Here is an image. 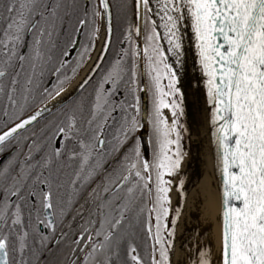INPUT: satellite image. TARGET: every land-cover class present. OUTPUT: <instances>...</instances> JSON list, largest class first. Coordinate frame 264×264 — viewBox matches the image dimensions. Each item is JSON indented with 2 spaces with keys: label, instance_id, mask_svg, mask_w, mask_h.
I'll list each match as a JSON object with an SVG mask.
<instances>
[{
  "label": "snow or ice",
  "instance_id": "6c2138e0",
  "mask_svg": "<svg viewBox=\"0 0 264 264\" xmlns=\"http://www.w3.org/2000/svg\"><path fill=\"white\" fill-rule=\"evenodd\" d=\"M100 2L109 20V39L78 85L82 90L90 82V73L99 74L87 115L81 100L64 111L58 122L48 121L39 132L23 136L49 111L45 106L26 114L53 62V37L68 6L61 0H0V111L7 118L6 130L0 131V152L16 145L15 155L0 169V264H171L180 209L169 227L173 181L165 177L178 172L184 153L179 122L183 94L169 54L175 64L181 63L182 26L187 22L206 78L212 137L223 180L220 264H264V0H135L136 15L142 21L134 26L135 34L143 36V47L133 41L129 25L128 47L103 67L111 42V15L107 0ZM86 23L79 20L81 26ZM68 43L75 41L70 38ZM93 47L90 39L73 74L91 59ZM67 54L65 49L63 55ZM66 63L61 60L52 69L57 83L51 90L43 89L41 102L65 91L69 77L60 78V74ZM141 66L148 79L144 89L139 83ZM120 84L130 102L113 101ZM141 90L149 93L151 105L147 112L151 161L133 135L144 126L137 119ZM117 112L121 113L118 124ZM110 122L117 127L106 139ZM129 140L133 146L125 150ZM153 184L146 228L152 245L146 261L134 244L128 242L123 251L122 244L134 221L139 223L145 211L139 202L152 195ZM81 198L78 214L83 220L84 206L90 205L88 218L80 224L78 238L69 239L66 249H60L68 232L61 229L57 237V222L63 223ZM199 256V264H212L210 250H202Z\"/></svg>",
  "mask_w": 264,
  "mask_h": 264
},
{
  "label": "flooded vegetation",
  "instance_id": "af4514ba",
  "mask_svg": "<svg viewBox=\"0 0 264 264\" xmlns=\"http://www.w3.org/2000/svg\"><path fill=\"white\" fill-rule=\"evenodd\" d=\"M61 2L68 7L66 8L67 15L64 16L63 22L59 25L58 31L56 34H54V42L56 44V47L53 49L52 55H53V62L48 65V70L45 71L44 76L40 80V87L37 89V98L34 103L31 104L30 107L26 108V114H31L36 110V108H42L44 106H50L54 103H57L58 100L57 97L53 95L51 99L42 100V94L43 89L48 88L49 90L52 89V86L57 83V75L52 69L54 67H59L60 61H67L64 68L61 70L60 78H63V76L69 77L68 82L64 85L65 89L68 88L72 83H74L77 78L80 76L83 69L88 65L91 59H86V62L81 65V67L76 69L75 74H73L72 69L76 67V62L79 58V54L81 53L83 47L85 45L89 44V41H87L86 36L91 35L94 29L97 28L98 22L100 21L101 29L103 28V14H102V5L100 3V0H61ZM107 3L109 5L110 14H111V25H112V0H107ZM99 12L100 15L94 16L93 12ZM87 13V15H85ZM85 19L87 20V23L83 26L79 25V20ZM112 27V26H111ZM92 36L90 39L92 40ZM72 39L75 41L74 44H69V39ZM111 47V49H110ZM115 47V50H113ZM121 48H125V44H112L110 42V45L108 47L107 55L110 56V61H112V58L114 55H117V53L120 52ZM67 50L68 54L63 55L64 50ZM98 49V46H96L95 51ZM113 50V51H112ZM25 52H27V49H24ZM92 52V49L90 51V54ZM93 56V55H92ZM92 58V57H91ZM105 60V58H104ZM104 62V61H103ZM105 63L103 66H106ZM27 69V66H26ZM99 79V74L95 73L93 77L90 79V82L78 93L70 97L67 101L60 105H56L51 111L44 114L42 118H39L37 122H35L33 125H31L28 129H26L24 132L21 133L23 136L30 135L31 132H39L40 129L48 122V121H59L62 119V113L66 111L68 108L75 106L79 101L83 100L84 102V108H85V115H87L88 106L93 98V90L96 87L97 80ZM148 80L146 79L145 74V85H147ZM140 88L142 89V83H141V76H140ZM106 87H110V85H106ZM142 91V90H141ZM141 91L138 92V95L140 97V109H141ZM147 92V91H146ZM126 92L124 89V85L120 84L118 91L113 96V101L116 103H119L121 101L130 102L131 97H127L126 100ZM3 106V101H0V108ZM150 98L149 93L147 92V112L150 110ZM121 113H116V121L117 124L120 120ZM137 119L141 120V112L139 115H137ZM7 120L6 117L3 116L2 111H0V131L6 130L5 127V121ZM147 121V120H146ZM117 124H113L110 122V126L105 129V137L106 139H110L115 128L117 127ZM11 126V125H9ZM151 132V126L147 122V141L149 147V161L152 160V146L149 143V136ZM135 137H138L141 140V151L145 156V128L143 130L142 128H139L134 134ZM25 144L28 142H24ZM134 141L129 140V142L125 146V150L127 148H131L133 146ZM71 143L69 144V147H71ZM24 151H26V147L21 146ZM16 148L15 143L13 145L9 146L5 149L4 152H0V169L3 168V166L8 163L9 160L12 159V156L15 155L14 149ZM112 161L109 160V164L111 165ZM154 180V177H153ZM98 182V180L96 181ZM96 182L92 184V187L96 186ZM153 186V193L152 195H145L144 199L139 202L140 207H144L145 211L140 214L139 217V223H136L134 221V228L129 230V235L125 238L124 243L122 244V251L124 248H126L128 242H131L134 244V246L139 248V246L136 244L139 242V240L143 239L144 236V230L145 226L147 225L148 220V210L152 208L153 199H154V184ZM43 187V186H40ZM33 201L36 200V197L31 198ZM83 203V198L80 199L79 203L75 204L73 208L68 212L66 215L63 223H60L59 220L57 222V229L55 235L59 237L60 230L64 229L66 232H68V237L61 240L60 243V249H66V245L69 239L72 238H78L76 234L79 232V226L83 222V220H86L88 218V211L90 210V205L84 206V212H83V220L81 216L78 214L79 204ZM35 215V214H34ZM73 216H75V220H73ZM168 218V217H167ZM151 221L153 226L155 225V214H152ZM127 223V222H126ZM68 225H72L71 229L68 228ZM41 231H45L44 226H40ZM93 238L95 239V236L93 235ZM51 247H55L54 244H50ZM83 247V245H81ZM142 249V247L140 246ZM139 248V249H140ZM140 254V250H138ZM61 255L60 250H56V256L59 258ZM52 257H49L51 259Z\"/></svg>",
  "mask_w": 264,
  "mask_h": 264
},
{
  "label": "bare ground",
  "instance_id": "6f19581e",
  "mask_svg": "<svg viewBox=\"0 0 264 264\" xmlns=\"http://www.w3.org/2000/svg\"><path fill=\"white\" fill-rule=\"evenodd\" d=\"M187 28V23L182 26L184 55L181 63L175 64V58L169 54V62L173 63V67L176 69L191 132L188 155L183 162L186 174L185 192L178 203L180 214L176 220L170 262L171 264H199L200 252L210 250L212 264H218L217 193L210 149L205 134L198 78ZM163 43L166 48V41ZM87 68L56 100L59 101L67 97L74 90L85 75Z\"/></svg>",
  "mask_w": 264,
  "mask_h": 264
},
{
  "label": "water",
  "instance_id": "95a60500",
  "mask_svg": "<svg viewBox=\"0 0 264 264\" xmlns=\"http://www.w3.org/2000/svg\"><path fill=\"white\" fill-rule=\"evenodd\" d=\"M134 6H135V0H134ZM102 11H103L102 12V14H103V28H102V32H101V36H100V40H99L98 49L93 54L88 65H86L85 68H87L89 66L87 68L86 73L88 72L89 68L93 67V61H95L97 56L101 53L102 45L109 39V32H108L109 20H108V16L105 15L103 6H102ZM109 12H110V9H109ZM110 23H111V21H110ZM137 23L142 24V21H140L138 19V17H137ZM187 27H188L187 30H188V34H189L188 36H189L190 45H191V52L193 55V63H194V67L196 70V76L198 78L199 93L201 96L202 108H203V113H204L205 134H206L207 143H208L209 149H210L212 169H213V178H214V182H215V186H216V193H217V202H218L217 219H218V225H219L218 264H220V251H221V245H222V232H223V215H222V213H223V205H222L223 180H222V173H221L220 168L218 167V164H217L216 144H215L213 137H212L213 128H212V123H211V106L207 103V89H206L205 83H204L206 78L204 77L202 71L200 70V65L198 63V57L196 55L195 44H194V36H193L192 31H191L190 22H187ZM138 40L140 42V47L142 48V35L138 37ZM110 41H111V33H110ZM140 71L142 73L140 75L141 76L142 89H144L146 85H145V74H143L144 70H143L142 66H141ZM94 74L95 73H90L89 75L92 78ZM84 78H85V75L83 76L82 80L77 84V86L74 88V90L67 97H65L59 101H63V103H64L70 97H72L73 95L78 93L81 90L78 87V85L81 84V82L83 81ZM57 104L60 105L62 103H54L50 106H47L49 108V111H51L54 108L53 105H57ZM48 112H45L44 114H46ZM141 120H142V124L144 125L143 130L145 128V153H146L145 156H146V159L149 160L150 156H149V146H148V141H147V121H146L147 120V92H146V90L141 91Z\"/></svg>",
  "mask_w": 264,
  "mask_h": 264
},
{
  "label": "rangeland",
  "instance_id": "374dc122",
  "mask_svg": "<svg viewBox=\"0 0 264 264\" xmlns=\"http://www.w3.org/2000/svg\"><path fill=\"white\" fill-rule=\"evenodd\" d=\"M132 16H133V22H134V26L137 24V15H136V8L134 6V0H132ZM96 30H98L96 32V34L94 36H92V41L94 42V47L92 48V52L90 54V57H92V55L95 53V48L96 46L99 45V40H100V36H101V25H100V21L98 22V26L96 28ZM133 35L134 38H136V34H135V27L133 28ZM91 35H87V41L90 40ZM138 38V37H137ZM142 40H143V36H142ZM147 79V76H146ZM148 80V79H147ZM166 82V81H165ZM177 87H179V83L177 84ZM180 88V87H179ZM181 90V89H180ZM182 93V91H181ZM181 106L183 108V115H181L179 117V122H180V126H181V148L182 151L184 153V158L181 162V166L178 170V172L172 176H166L165 179H171L173 181L172 186H171V192H170V196H171V211L169 213V216L167 218V224L169 227L172 226V220L173 218L176 217V209L178 208V203L179 201H181L184 192H185V178H186V174L184 172L183 169V162L185 157L188 155V149H189V136H190V123L188 121V116H187V111H186V106H185V101L184 98L181 102ZM164 114L166 116L169 117V119H171V113L170 111H168L167 109L164 110ZM150 147V146H149ZM181 181H183V184L181 186ZM147 228V226H146ZM155 231V227L153 226V232ZM148 238H149V252L151 251V245H152V240L150 235L148 234ZM171 250L172 247L170 249V256H171Z\"/></svg>",
  "mask_w": 264,
  "mask_h": 264
},
{
  "label": "trees",
  "instance_id": "16d2710c",
  "mask_svg": "<svg viewBox=\"0 0 264 264\" xmlns=\"http://www.w3.org/2000/svg\"><path fill=\"white\" fill-rule=\"evenodd\" d=\"M132 0H112V34H111V45L112 44H125V48L128 47V42L126 41V35L127 30L129 28V25H132L134 28V22H133V12H132ZM133 41L138 43L140 46V42L138 38H134L133 35ZM142 47H143V40H142ZM111 49V47H110ZM115 50V47L114 49ZM112 50V51H113ZM116 58V55L113 56L112 60ZM110 56L107 55L105 57V60L103 62V65L110 61ZM140 80V77H139ZM147 226V225H146ZM146 226L144 230V236L143 239L139 240L136 244L142 247V249L138 248L140 250V255L145 258L147 261L148 256L147 253L149 252V238H148V232L146 231ZM147 250V251H146Z\"/></svg>",
  "mask_w": 264,
  "mask_h": 264
}]
</instances>
